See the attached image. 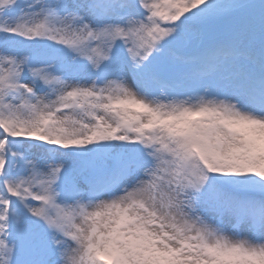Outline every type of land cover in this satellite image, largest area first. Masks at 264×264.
I'll return each mask as SVG.
<instances>
[{
    "label": "snow or ice",
    "instance_id": "1",
    "mask_svg": "<svg viewBox=\"0 0 264 264\" xmlns=\"http://www.w3.org/2000/svg\"><path fill=\"white\" fill-rule=\"evenodd\" d=\"M0 264H264V0H0Z\"/></svg>",
    "mask_w": 264,
    "mask_h": 264
}]
</instances>
